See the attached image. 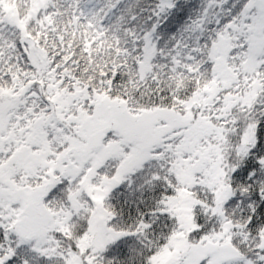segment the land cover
I'll return each mask as SVG.
<instances>
[{
	"label": "snow or ice",
	"instance_id": "6c2138e0",
	"mask_svg": "<svg viewBox=\"0 0 264 264\" xmlns=\"http://www.w3.org/2000/svg\"><path fill=\"white\" fill-rule=\"evenodd\" d=\"M0 264H264V0H0Z\"/></svg>",
	"mask_w": 264,
	"mask_h": 264
}]
</instances>
